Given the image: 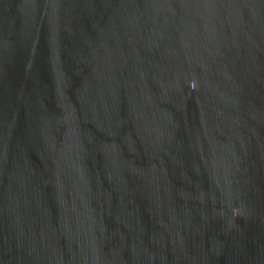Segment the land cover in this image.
<instances>
[{
    "label": "water",
    "instance_id": "obj_1",
    "mask_svg": "<svg viewBox=\"0 0 264 264\" xmlns=\"http://www.w3.org/2000/svg\"><path fill=\"white\" fill-rule=\"evenodd\" d=\"M0 264H264V0H0Z\"/></svg>",
    "mask_w": 264,
    "mask_h": 264
}]
</instances>
